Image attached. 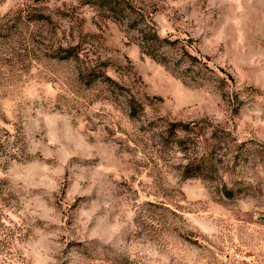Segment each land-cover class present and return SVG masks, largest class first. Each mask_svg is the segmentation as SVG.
Here are the masks:
<instances>
[{"label": "rangeland", "instance_id": "obj_1", "mask_svg": "<svg viewBox=\"0 0 264 264\" xmlns=\"http://www.w3.org/2000/svg\"><path fill=\"white\" fill-rule=\"evenodd\" d=\"M116 1L0 0V264H264V0Z\"/></svg>", "mask_w": 264, "mask_h": 264}, {"label": "trees", "instance_id": "obj_2", "mask_svg": "<svg viewBox=\"0 0 264 264\" xmlns=\"http://www.w3.org/2000/svg\"><path fill=\"white\" fill-rule=\"evenodd\" d=\"M98 1L99 3L106 4L108 6H111L112 8V0H98ZM115 12H120L119 3L116 0H114V13ZM167 42H168L167 39L161 38L156 32H154L153 34L147 33V36H145L142 40V47L147 55L155 57L154 53H156V51L162 48L164 44Z\"/></svg>", "mask_w": 264, "mask_h": 264}]
</instances>
